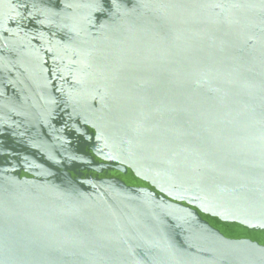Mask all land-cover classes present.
<instances>
[{
  "label": "water",
  "instance_id": "water-1",
  "mask_svg": "<svg viewBox=\"0 0 264 264\" xmlns=\"http://www.w3.org/2000/svg\"><path fill=\"white\" fill-rule=\"evenodd\" d=\"M0 264H264V0H0Z\"/></svg>",
  "mask_w": 264,
  "mask_h": 264
}]
</instances>
